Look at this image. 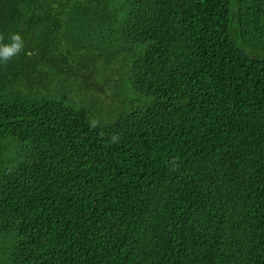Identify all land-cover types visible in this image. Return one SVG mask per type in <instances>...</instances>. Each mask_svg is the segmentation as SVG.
<instances>
[{"label": "trees", "instance_id": "trees-1", "mask_svg": "<svg viewBox=\"0 0 264 264\" xmlns=\"http://www.w3.org/2000/svg\"><path fill=\"white\" fill-rule=\"evenodd\" d=\"M13 33L0 264H264V0H0Z\"/></svg>", "mask_w": 264, "mask_h": 264}, {"label": "rangeland", "instance_id": "rangeland-1", "mask_svg": "<svg viewBox=\"0 0 264 264\" xmlns=\"http://www.w3.org/2000/svg\"><path fill=\"white\" fill-rule=\"evenodd\" d=\"M51 40L53 41H56L57 39L56 38H53L51 36ZM65 40V45L62 47V49H60V52L62 53V55H67L68 53V60L66 62V64H59V70H58V73L61 77V74L62 73H65L67 71H69V68H70V65L71 66H75V68L77 69V62H76V59L78 57V55L80 53H85V51L83 50V48L87 45L85 44H81V45H77L75 43H73L72 40L70 39H66L64 38ZM93 49H90L89 50V53L91 55H94L98 58H105L109 55L108 51L107 50H104V49H96V45L92 44L91 45ZM90 66H93V62H91L90 60H86L85 63L82 65H80V70L82 71L83 74H85L88 78L91 79L92 83H95L94 81V77H98L99 81L98 82H101V78H100V75H99V66L98 68H94L92 67L91 70H89V67ZM78 70V69H77ZM91 72V73H90ZM65 78V85H68L70 82H72L74 79L70 76V77H64ZM90 79H89V82H90ZM113 80V79H112ZM97 82V83H98ZM113 91V87H110V86H106L103 88V93L104 95H110ZM107 97V96H106Z\"/></svg>", "mask_w": 264, "mask_h": 264}, {"label": "clouds", "instance_id": "clouds-1", "mask_svg": "<svg viewBox=\"0 0 264 264\" xmlns=\"http://www.w3.org/2000/svg\"><path fill=\"white\" fill-rule=\"evenodd\" d=\"M3 40V37H0ZM9 43H0V63L7 65L12 61L14 57H17L24 49V41L21 35L13 33L9 37ZM95 122L92 123V127H95ZM118 137L112 138V143L117 142ZM175 161H173V164ZM174 170V169H173Z\"/></svg>", "mask_w": 264, "mask_h": 264}, {"label": "water", "instance_id": "water-1", "mask_svg": "<svg viewBox=\"0 0 264 264\" xmlns=\"http://www.w3.org/2000/svg\"><path fill=\"white\" fill-rule=\"evenodd\" d=\"M244 55H246V54L244 53Z\"/></svg>", "mask_w": 264, "mask_h": 264}]
</instances>
